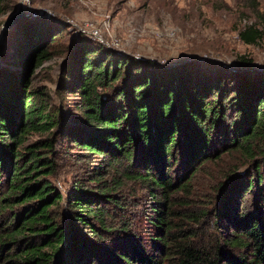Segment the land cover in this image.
<instances>
[{
	"label": "trees",
	"instance_id": "1",
	"mask_svg": "<svg viewBox=\"0 0 264 264\" xmlns=\"http://www.w3.org/2000/svg\"><path fill=\"white\" fill-rule=\"evenodd\" d=\"M18 2L0 0V17ZM263 36L257 23L240 30L247 43ZM0 52V264H264L263 69L138 57L28 9ZM56 54L54 93L66 105L76 96L70 112L52 102L47 85H33L32 73ZM32 133L40 136L29 140ZM62 138L153 188L162 233L152 248L128 219L114 222L108 204L124 207L99 168L95 187L76 182L65 193L55 185ZM229 150L247 165L225 171L219 184L215 214L229 230L203 242L176 227L180 212L168 202Z\"/></svg>",
	"mask_w": 264,
	"mask_h": 264
},
{
	"label": "rangeland",
	"instance_id": "2",
	"mask_svg": "<svg viewBox=\"0 0 264 264\" xmlns=\"http://www.w3.org/2000/svg\"><path fill=\"white\" fill-rule=\"evenodd\" d=\"M18 1L17 8L21 4L24 10L56 15L71 21L75 30L86 22L99 27L106 21L110 25L109 30L103 32V41L120 52L152 57L162 63L195 58L206 63L208 69L222 66L231 71L264 70V36L253 44L240 37V30L247 24L257 23L264 27L260 15L264 14V0ZM10 14L0 17V34L3 22ZM74 33L77 35L76 31ZM3 39L4 36L0 40V50ZM62 39H67L66 34ZM61 59L62 56L56 54L39 66L32 73L33 85H47L52 91V102L70 112L75 110L72 100L76 96L69 94L67 97L71 102L66 105L63 104L65 100L54 93ZM3 62L0 52V66ZM39 136V133H32L28 138L34 140ZM58 147V169L50 176L55 185L65 193L76 182L95 187L92 179L99 168L103 171L101 179L114 187L110 190L118 200L114 202L124 207L120 209L113 202L108 204L111 211L116 212L113 217L119 219L114 222L128 219L133 232L152 248L153 238L162 233L154 221L158 214L153 210V188L144 180L125 175L124 165L110 163L104 156L89 153L65 138L60 140ZM242 160L240 152L226 151L219 158L202 164L187 190L170 196L169 205L180 212L172 218L178 224L176 227L194 232L195 239L203 242H212L229 230L230 223L217 220L215 214L222 194L219 184L224 180L225 171L247 166ZM99 165L104 167H97ZM247 199L250 204L251 196Z\"/></svg>",
	"mask_w": 264,
	"mask_h": 264
},
{
	"label": "built area",
	"instance_id": "3",
	"mask_svg": "<svg viewBox=\"0 0 264 264\" xmlns=\"http://www.w3.org/2000/svg\"><path fill=\"white\" fill-rule=\"evenodd\" d=\"M88 1V0H85ZM71 22V21H68ZM106 21H104L103 23H101V25L98 27L95 24H93L92 22H86L82 27H80L79 29H76L77 31H84L86 33H89L92 37L94 38H98L101 40L103 39V32L104 30H109V25L110 24H106Z\"/></svg>",
	"mask_w": 264,
	"mask_h": 264
},
{
	"label": "water",
	"instance_id": "4",
	"mask_svg": "<svg viewBox=\"0 0 264 264\" xmlns=\"http://www.w3.org/2000/svg\"><path fill=\"white\" fill-rule=\"evenodd\" d=\"M25 14V10L23 6L20 4L19 7L14 10L3 22L2 31L0 34V40L4 36L6 30L10 29L11 26L22 16Z\"/></svg>",
	"mask_w": 264,
	"mask_h": 264
}]
</instances>
